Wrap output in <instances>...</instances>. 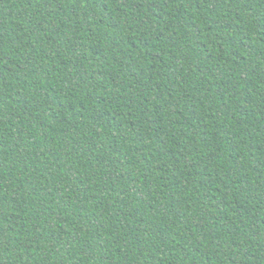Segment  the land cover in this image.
Instances as JSON below:
<instances>
[{
    "label": "trees",
    "instance_id": "1",
    "mask_svg": "<svg viewBox=\"0 0 264 264\" xmlns=\"http://www.w3.org/2000/svg\"><path fill=\"white\" fill-rule=\"evenodd\" d=\"M0 264H264V0H0Z\"/></svg>",
    "mask_w": 264,
    "mask_h": 264
}]
</instances>
